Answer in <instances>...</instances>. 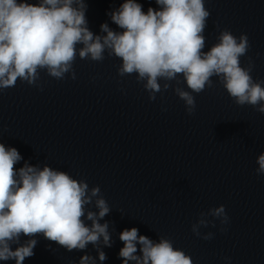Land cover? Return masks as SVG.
I'll return each mask as SVG.
<instances>
[{
	"label": "clouds",
	"instance_id": "obj_1",
	"mask_svg": "<svg viewBox=\"0 0 264 264\" xmlns=\"http://www.w3.org/2000/svg\"><path fill=\"white\" fill-rule=\"evenodd\" d=\"M155 2L159 10L149 7L145 13L136 0H125L109 13L122 31H114L104 23L100 27L106 35H95L87 26L84 0H39L36 4L0 0V90L14 87L18 79L43 90L38 84L41 71L56 80H63L66 74L75 80L77 55L102 62L107 52L122 61L117 69L119 76L137 74V82H143L150 101L156 100L157 93L167 91L170 82L179 84L182 75L190 91L179 86L173 90L191 116L196 110L193 93L213 87L215 76L235 104L252 105L264 114V81L253 80L251 59L247 68L240 64V57L250 47L248 36L237 38L224 29L218 42L204 51L210 15L205 0ZM22 159L16 148L0 143V261L23 264L34 255L35 237L39 235L68 252L85 250L91 243L99 261H105L101 245L111 247L113 242L109 223L100 221L111 208L100 187L90 189L85 181L47 164L40 167L25 162L17 170L14 165ZM256 162L257 175H264V153ZM90 205L98 212L90 210ZM207 216L219 219L221 232L227 230L224 226L229 216L220 205L199 214L191 226L194 235L204 240L214 238V233L200 231L210 224L216 226ZM22 235L29 237L23 244ZM119 239L124 245L119 251L123 264H193L190 256L163 236L155 242L133 227L123 230ZM13 244L18 245L15 250ZM137 245L141 255H137ZM79 264H97V260L85 254Z\"/></svg>",
	"mask_w": 264,
	"mask_h": 264
}]
</instances>
